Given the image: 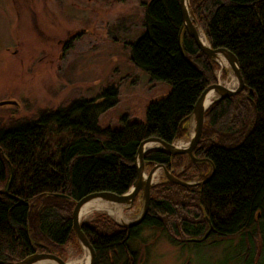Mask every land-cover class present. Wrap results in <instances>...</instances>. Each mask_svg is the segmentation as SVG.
<instances>
[{"label":"trees","instance_id":"trees-1","mask_svg":"<svg viewBox=\"0 0 264 264\" xmlns=\"http://www.w3.org/2000/svg\"><path fill=\"white\" fill-rule=\"evenodd\" d=\"M189 2L211 49H225L237 59L244 90L215 101L204 115L193 155L206 161L189 163L178 176L188 181L209 167L198 186L164 181L151 188L148 212L131 230L103 217L82 224L94 264H136L131 244L145 229L161 231L172 245L196 249L239 237L237 246L229 242L226 264L242 255L244 264H253L259 238L264 264V0ZM143 7L144 31L129 44L131 61L152 81L170 86L167 96L147 106L144 122L125 116L119 129L100 128V115L117 104L118 92L109 88L95 100L75 101L12 129L0 127V264L38 252L61 257L76 243L74 205L91 194H126L136 181L140 144L153 137L167 144L181 139L198 98L217 82L219 66L184 29L180 0H149ZM189 160L162 150L144 156L145 168L163 165L168 171ZM173 193L193 210L181 216ZM207 233L202 242H191Z\"/></svg>","mask_w":264,"mask_h":264},{"label":"rangeland","instance_id":"rangeland-1","mask_svg":"<svg viewBox=\"0 0 264 264\" xmlns=\"http://www.w3.org/2000/svg\"><path fill=\"white\" fill-rule=\"evenodd\" d=\"M148 1L0 0V104L15 102V105H0V127L12 129L75 101L95 100L109 88L117 90V104L100 115V128L119 129L125 116L130 121L144 122L147 106L170 91L167 83L152 81L131 61L129 44L144 31L143 6ZM197 24L204 36L200 22ZM225 71L223 76L218 67L214 73L216 81L229 89L236 88L233 71ZM192 130L191 119L186 134L174 144L181 148L187 146ZM189 163L200 162L190 159L169 172L195 187L210 168L190 176L191 180L179 179ZM151 169L146 168V174ZM164 181L170 182L158 171L151 188ZM171 195L179 213L183 212L181 216L186 210H193V204L190 207L187 200L175 193ZM120 208L124 223L132 222L141 214L143 200L137 196L131 207ZM99 217L120 228L119 221L106 212L81 217L80 223L90 225ZM221 241L218 246H212L211 240L197 249L187 244L175 246L161 231L145 229L131 245L138 252L136 264H226L232 254L229 242L235 247L240 239ZM76 243L68 244L61 254L60 258L67 264L89 257L77 239ZM255 249L259 255L254 257L253 264H260L259 238L255 240ZM243 258L244 255L239 260L235 257L227 264H244Z\"/></svg>","mask_w":264,"mask_h":264},{"label":"water","instance_id":"water-1","mask_svg":"<svg viewBox=\"0 0 264 264\" xmlns=\"http://www.w3.org/2000/svg\"><path fill=\"white\" fill-rule=\"evenodd\" d=\"M180 13L183 21V27L186 30L189 37L194 40L197 48L207 58H209L210 60L214 61L217 65H219L220 71H222L223 69H227V70L231 69L236 77L237 87L234 89H229L226 86L216 82L215 84L211 85L202 92V94L200 95L196 104L193 107V111L191 115V119L193 122V130L190 135L189 143L187 144V146L181 148L176 146L174 143L167 144L155 137L149 138L144 142H142L136 154V162H135L136 181L134 182V184L126 194L121 196L106 192L91 194L83 198L74 205L71 215L72 230L81 247L85 248L89 253L88 264L95 263V253L87 237L85 236V234L81 229L82 224L80 223V211L83 208V206L94 199H102L111 204L120 205L122 207H131L137 196H141L143 200V208L139 217L136 220L129 223H124V222L117 223L118 226L124 230H131L139 226L143 222L148 212L150 206V199H151L150 191L153 185L154 178L158 173V171H162L165 177L167 178V180L174 184H178L183 187H190L195 185L190 183H184L178 180L163 165H155L146 174V168L144 162L145 154L153 150H162L171 156H188L191 160L195 162L206 161V160L195 159L193 155L195 148L200 142L201 133L204 125V115L206 111L215 101L229 98L244 90V83L240 74L238 61L235 58V56L222 48L216 50L211 49L207 41H206V45L201 42L199 26L197 24L196 17L192 9L190 8L189 0H180ZM220 58H223L226 61V63L229 65V68L228 67L223 68L220 65L218 61ZM210 93L213 94L212 96L213 100L206 107L205 100ZM7 104L15 105V102L14 101L3 102L0 105H7ZM54 197L60 199H66V200L68 199V197L63 195H54ZM207 236L208 233L205 234L202 239L191 240V242H202L207 238ZM50 262H53L55 264H67V262L64 259L56 255L39 254V253H34L31 256L25 258L24 260L16 264H48Z\"/></svg>","mask_w":264,"mask_h":264},{"label":"bare ground","instance_id":"bare-ground-1","mask_svg":"<svg viewBox=\"0 0 264 264\" xmlns=\"http://www.w3.org/2000/svg\"><path fill=\"white\" fill-rule=\"evenodd\" d=\"M200 40L203 44L206 45V40L202 34H200ZM220 65L225 68L229 65L226 63V61L223 58H220L219 60ZM222 72V71H221ZM233 84H235V80L233 79ZM213 94H209V96L205 100V106L207 107L213 100L212 98ZM122 206L119 205H112L111 203H108L102 199H94L88 203H86L83 208L80 211V218L84 216L91 215L95 212H106L110 214L116 221L124 222V218L122 215ZM89 263V257L81 258L76 260L75 262H71L69 264H88ZM48 264H55L53 262H50Z\"/></svg>","mask_w":264,"mask_h":264}]
</instances>
